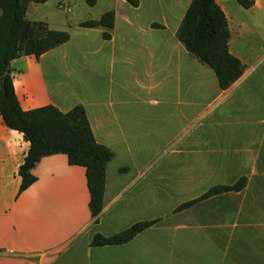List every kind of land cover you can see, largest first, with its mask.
Segmentation results:
<instances>
[{
  "label": "crops",
  "instance_id": "1",
  "mask_svg": "<svg viewBox=\"0 0 264 264\" xmlns=\"http://www.w3.org/2000/svg\"><path fill=\"white\" fill-rule=\"evenodd\" d=\"M58 1L63 14L31 2L27 17L70 39L38 59H15L14 85L25 110L85 108L96 140L114 152L104 205L91 215L85 168L64 154L41 158L37 181L18 193L30 142L0 114V264H264V0L249 9L216 0L230 51L245 65L227 89L177 38L192 0H104L94 12L97 0L83 18L68 15L75 0ZM111 10L113 28L81 26ZM69 57L76 82L54 97L49 67L70 76ZM243 177L241 190L178 210ZM151 220L127 243L91 245L95 234Z\"/></svg>",
  "mask_w": 264,
  "mask_h": 264
},
{
  "label": "trees",
  "instance_id": "2",
  "mask_svg": "<svg viewBox=\"0 0 264 264\" xmlns=\"http://www.w3.org/2000/svg\"><path fill=\"white\" fill-rule=\"evenodd\" d=\"M48 0H0V114L5 124L23 133L30 148L19 168L18 193L25 191L37 181L32 169L41 158L64 154L73 166L85 168L89 191V209L93 217L98 216L104 205L107 165L114 152L99 143L93 133L86 110L76 105L63 112L48 104L33 109H23L16 93L12 62L22 56L33 55L37 59L49 50L66 43L70 34L65 30L50 29L44 21H31L27 8L31 2L44 3ZM138 6L140 0H126ZM94 6L97 0H86ZM249 9L255 0H237ZM115 12L107 11L100 19L87 20L83 27L104 26L113 28ZM103 36L109 38V32ZM230 29L227 16L216 0H192L177 31V38L189 53L208 65L215 72L222 89L229 88L244 73L245 65L229 48ZM246 185V178L234 185L217 186L200 198L182 204L178 210L212 195L227 191H238ZM157 221H140L116 234H95L92 246L118 245L131 241L143 230Z\"/></svg>",
  "mask_w": 264,
  "mask_h": 264
},
{
  "label": "rangeland",
  "instance_id": "3",
  "mask_svg": "<svg viewBox=\"0 0 264 264\" xmlns=\"http://www.w3.org/2000/svg\"><path fill=\"white\" fill-rule=\"evenodd\" d=\"M58 2H59L58 0H51L50 2L48 0V2L46 4H43L42 7L46 8L48 10H53V11L55 10V11H58L59 13L63 14L64 12L62 10L61 11L58 10ZM62 3L66 4V2H62ZM82 3H83V7H82ZM86 3H87L86 0H80V1L75 0L73 3V7H72L73 12L68 13V15H76L78 17L81 16L83 18V16L86 15L85 9H91L88 7H93V6H90ZM103 7H104V0H100L98 6L92 11L99 12L100 10H102ZM68 60H69V62L66 63V66L71 70H72V68L76 69L77 65L74 62V58L69 57ZM72 72H73L72 75L66 76L61 70L58 73H54V71H52V69L49 67V83L51 85L50 90H51V93L54 97H58L61 94L67 93V91H68L67 85H64L63 82H68L69 84L76 82V79L73 76L75 71L72 70ZM58 81H62V84L55 83ZM73 225L74 224L72 223L69 226V228L71 229Z\"/></svg>",
  "mask_w": 264,
  "mask_h": 264
},
{
  "label": "bare ground",
  "instance_id": "4",
  "mask_svg": "<svg viewBox=\"0 0 264 264\" xmlns=\"http://www.w3.org/2000/svg\"><path fill=\"white\" fill-rule=\"evenodd\" d=\"M159 244H160V242H159ZM158 243H156V246L157 245H159ZM153 250H154V248H152ZM164 249V248H163ZM161 250H162V248H161ZM155 251V250H154ZM210 252H211V250H209ZM156 252V251H155ZM165 253V252H164ZM153 254V253H152ZM158 254V253H157ZM154 256H156L155 254H153ZM160 255V254H159ZM160 256H162V255H160ZM181 256H183V255H181ZM149 257H150V255H149ZM151 257H152V255H151ZM163 257V256H162ZM157 258L158 257H156V260H157ZM160 259H161V257H159ZM164 258V257H163ZM179 258V257H178ZM184 258V257H183ZM160 259H158L159 261H160ZM175 260V259H174ZM177 260H180V259H177ZM162 261H164L163 259H162ZM162 261H160V262H162ZM176 261V260H175ZM155 263H157L156 261H154ZM183 262V261H182ZM184 263V262H183ZM177 264V263H176Z\"/></svg>",
  "mask_w": 264,
  "mask_h": 264
},
{
  "label": "built area",
  "instance_id": "5",
  "mask_svg": "<svg viewBox=\"0 0 264 264\" xmlns=\"http://www.w3.org/2000/svg\"><path fill=\"white\" fill-rule=\"evenodd\" d=\"M60 8H66V7L63 5V6H61Z\"/></svg>",
  "mask_w": 264,
  "mask_h": 264
}]
</instances>
